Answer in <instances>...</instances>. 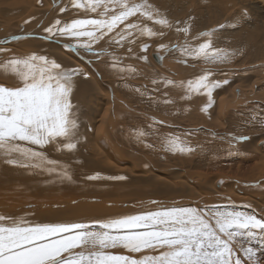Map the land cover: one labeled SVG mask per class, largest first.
<instances>
[{
    "label": "bare ground",
    "instance_id": "obj_1",
    "mask_svg": "<svg viewBox=\"0 0 264 264\" xmlns=\"http://www.w3.org/2000/svg\"><path fill=\"white\" fill-rule=\"evenodd\" d=\"M148 3L159 10L157 18H166L173 27L161 29L139 13L129 17L109 35L120 32L129 22L146 24L164 34L150 37L133 31L128 37L132 42L122 41L123 47L105 40L93 44L95 49L106 48L118 58L114 68L113 56L97 60L82 50L77 56L63 48L64 43H76L72 38L56 42L43 39V29L55 19L97 18L96 13L77 10L69 0H0V40L31 34L28 39L0 44L10 50L0 59L9 54L25 57L35 53L87 73L74 78L71 96L80 125L78 149L63 155L50 147L46 149L51 158L70 164L73 182L51 183L46 174L29 175L25 169L0 162V214L26 215L35 222L90 221L134 214L141 207L155 209L156 205L149 203L153 200L164 205L196 207L235 204L236 210L264 214V125L258 122L264 117V0ZM65 5L66 12L60 13L59 7ZM186 25H190L187 37L176 32V27ZM220 25L225 27L221 29ZM213 30V46L236 53L231 62L205 63L159 47L166 44L171 48L183 44L185 39L195 46L209 38H194ZM145 43L149 47L142 51ZM141 56L146 59H139ZM128 66L136 72L120 71ZM206 69L214 73L211 79L229 81L214 90V104L207 111L202 110L207 104L205 95L182 99V89L163 83L167 79L178 85ZM0 83L10 86L14 80L0 75ZM145 90L146 95H141ZM166 99L173 102L166 104ZM253 115L257 116L255 121ZM137 130L152 134L139 143L135 139ZM229 134L250 139L230 142ZM168 135L187 140L195 150L166 151L161 138ZM208 169L215 170L207 172ZM97 173L105 177L123 175L127 179H85ZM252 246L258 249L260 264H264V246L257 242ZM107 251L140 255L124 249Z\"/></svg>",
    "mask_w": 264,
    "mask_h": 264
},
{
    "label": "snow or ice",
    "instance_id": "obj_2",
    "mask_svg": "<svg viewBox=\"0 0 264 264\" xmlns=\"http://www.w3.org/2000/svg\"><path fill=\"white\" fill-rule=\"evenodd\" d=\"M69 4L77 10L96 13L97 18L55 19L43 29L46 33L43 39L56 42L60 38H72L76 43H64L62 47L77 56L81 50L97 60L105 55L113 56L108 49L97 50L92 45L105 40L123 47L122 41L132 42L128 37L133 35V31L150 37L164 34L146 24L129 22L120 32L109 35L118 25L138 13L147 21H154L161 29L173 27L166 18H157L159 10L148 0L139 3L135 0H69ZM66 10L67 5L59 7L60 13ZM224 27L219 26L221 29ZM175 30L187 37L190 25L176 27ZM214 31L200 33L194 39H209L195 46L185 39L183 44L171 48L166 44L159 47L167 52L179 51L182 56L205 63L231 62L236 53L214 47L210 39ZM30 35H11L0 40V44L18 42L30 38ZM81 38L86 40L82 42ZM148 47L145 43L141 50L146 51ZM8 53L9 49L0 47V57ZM117 63L118 58L113 56L112 67L115 68ZM120 71L135 73L136 69L128 66ZM0 75L11 76L14 80L10 86L0 83V162L25 169L29 175L46 174L51 183L73 182L70 164L51 158L46 149L50 147L61 155L78 149L80 125L77 106L72 103L71 96L74 78L87 76V73L79 67H66L55 59L32 53L25 57L9 54L6 59H0ZM213 75L206 69L178 85L167 79L163 83L182 89V99L205 95L207 104L202 110L207 111L214 104V90L229 83L227 79H211ZM146 93L147 90L141 95ZM172 102L164 101L166 104ZM256 119L257 116L253 115L252 120ZM258 122L264 125V117ZM153 123L160 122L153 120ZM151 134L137 130L135 139L144 143L143 138ZM229 138L230 142L236 143L250 139L234 134H229ZM161 139L163 148L169 152L195 150L179 136L168 135ZM145 146L152 147L151 144ZM85 179L123 181L127 177H105L97 173ZM149 203L156 208L141 207L134 214L90 221L35 222L27 219L26 215L12 217L0 214V264H260L258 249L252 245L257 242L264 246V214L258 216L236 210L235 204L196 207L164 205L155 200ZM110 249H124L140 255L113 254L107 251Z\"/></svg>",
    "mask_w": 264,
    "mask_h": 264
},
{
    "label": "rangeland",
    "instance_id": "obj_3",
    "mask_svg": "<svg viewBox=\"0 0 264 264\" xmlns=\"http://www.w3.org/2000/svg\"><path fill=\"white\" fill-rule=\"evenodd\" d=\"M221 166H224V165H221ZM211 170V171H210ZM214 170L215 169H208V171L207 172H214ZM217 182H218V180H216V182H215V185L217 184ZM217 186V185H216ZM218 187V186H217Z\"/></svg>",
    "mask_w": 264,
    "mask_h": 264
},
{
    "label": "water",
    "instance_id": "obj_4",
    "mask_svg": "<svg viewBox=\"0 0 264 264\" xmlns=\"http://www.w3.org/2000/svg\"><path fill=\"white\" fill-rule=\"evenodd\" d=\"M217 184H220L219 181L217 182Z\"/></svg>",
    "mask_w": 264,
    "mask_h": 264
}]
</instances>
